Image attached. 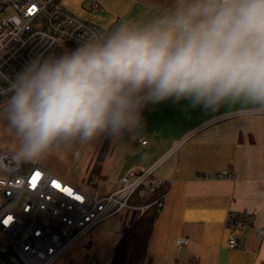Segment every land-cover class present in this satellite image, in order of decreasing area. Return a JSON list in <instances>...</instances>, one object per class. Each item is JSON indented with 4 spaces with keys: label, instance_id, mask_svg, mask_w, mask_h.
Here are the masks:
<instances>
[{
    "label": "clouds",
    "instance_id": "obj_1",
    "mask_svg": "<svg viewBox=\"0 0 264 264\" xmlns=\"http://www.w3.org/2000/svg\"><path fill=\"white\" fill-rule=\"evenodd\" d=\"M264 112V0H172L71 49L0 73V130L16 165L76 145L137 140L150 106Z\"/></svg>",
    "mask_w": 264,
    "mask_h": 264
},
{
    "label": "crops",
    "instance_id": "obj_2",
    "mask_svg": "<svg viewBox=\"0 0 264 264\" xmlns=\"http://www.w3.org/2000/svg\"><path fill=\"white\" fill-rule=\"evenodd\" d=\"M63 2L109 32L125 20L150 21L172 0ZM144 115L140 137L147 143L110 141L98 177L89 180L104 140L56 153L55 174L66 181L74 176V186L102 194L118 189L132 168L159 162L154 175L168 182L169 189L149 238V264H264V234H258L259 228L264 230V112L241 106L185 111L183 104L167 102L150 106ZM79 148L84 155L76 157ZM225 170L232 176H221ZM240 213L252 219L229 222L230 214ZM129 217L121 213L109 218L100 234L115 247ZM233 234L239 240L235 248L227 245ZM180 236L190 241L177 243ZM85 254L84 259L96 258Z\"/></svg>",
    "mask_w": 264,
    "mask_h": 264
},
{
    "label": "built area",
    "instance_id": "obj_3",
    "mask_svg": "<svg viewBox=\"0 0 264 264\" xmlns=\"http://www.w3.org/2000/svg\"><path fill=\"white\" fill-rule=\"evenodd\" d=\"M64 0H0V73L14 76L34 57L56 52L59 44L75 47L92 34L108 31L67 8ZM13 8L16 13L2 16ZM63 51V50H62ZM138 142L146 144L145 137ZM159 162L132 168L118 189L88 194L44 166L29 169L16 165L10 152L0 150V264H59L93 229L121 213H141L147 204H134L132 194L143 184L163 180L154 177ZM221 176H232L225 170ZM164 200H156L162 206ZM252 215L230 214L229 222L242 224ZM261 237L264 230L259 228ZM188 243V237H177ZM227 245L239 246L237 235ZM62 264H102L96 258Z\"/></svg>",
    "mask_w": 264,
    "mask_h": 264
},
{
    "label": "trees",
    "instance_id": "obj_4",
    "mask_svg": "<svg viewBox=\"0 0 264 264\" xmlns=\"http://www.w3.org/2000/svg\"><path fill=\"white\" fill-rule=\"evenodd\" d=\"M109 140H104L98 152L97 160L91 170L89 180L99 175V167L108 150ZM154 177H156L154 175ZM169 189L165 180L151 184L145 183L131 196L130 201L134 204H147L141 213L139 209L131 212L129 219L122 227V235L116 243L109 264H149L147 246L153 231L154 223L162 206L156 200H164Z\"/></svg>",
    "mask_w": 264,
    "mask_h": 264
},
{
    "label": "rangeland",
    "instance_id": "obj_5",
    "mask_svg": "<svg viewBox=\"0 0 264 264\" xmlns=\"http://www.w3.org/2000/svg\"><path fill=\"white\" fill-rule=\"evenodd\" d=\"M14 13H16L15 9L8 8L3 11L2 16L6 17ZM71 48H74V47H72L71 45L67 46L66 44H59L55 49L57 52H61L62 50L71 49ZM12 143H13L12 137L6 132H3V130H0V150L5 151V152H10ZM83 155H84V149L81 148L79 152L76 154V157L77 156L81 157ZM55 160H56V155L54 154L50 156L47 160L42 162L41 164L47 169L58 174V171L56 170V168H54V165H53ZM33 165L34 164H25L22 166L24 169H29ZM67 180L70 183L76 184V180L74 176H70ZM83 191L91 195L95 190H85L84 189ZM103 222H101L99 225H97L93 229L94 232L92 233V235H88L82 242L77 244L59 264H62L72 259L82 260L86 257L85 253H89L88 256H92V255L95 256L102 264H109L114 244L111 241H109L108 238H104L103 235L100 234L101 232H104ZM87 240H88V243H87Z\"/></svg>",
    "mask_w": 264,
    "mask_h": 264
}]
</instances>
